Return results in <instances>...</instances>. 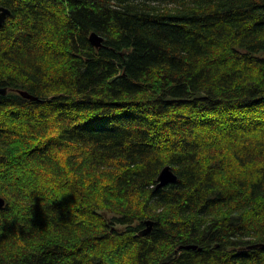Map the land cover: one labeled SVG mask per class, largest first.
I'll list each match as a JSON object with an SVG mask.
<instances>
[{"label": "trees", "instance_id": "16d2710c", "mask_svg": "<svg viewBox=\"0 0 264 264\" xmlns=\"http://www.w3.org/2000/svg\"><path fill=\"white\" fill-rule=\"evenodd\" d=\"M0 8V264H264V0Z\"/></svg>", "mask_w": 264, "mask_h": 264}, {"label": "water", "instance_id": "95a60500", "mask_svg": "<svg viewBox=\"0 0 264 264\" xmlns=\"http://www.w3.org/2000/svg\"><path fill=\"white\" fill-rule=\"evenodd\" d=\"M9 15V10L7 8H0V26L5 22L7 16ZM90 41L96 48H100L103 43V38L99 37L96 33H92L90 36ZM8 89L0 88V95H6ZM159 186H164L170 183H176L178 181V176L173 171L171 166L165 167L159 175ZM4 205V200L0 198V206ZM151 222H148V226ZM151 231V227L146 229L143 233L146 234ZM187 248H190L189 246Z\"/></svg>", "mask_w": 264, "mask_h": 264}, {"label": "bare ground", "instance_id": "6f19581e", "mask_svg": "<svg viewBox=\"0 0 264 264\" xmlns=\"http://www.w3.org/2000/svg\"><path fill=\"white\" fill-rule=\"evenodd\" d=\"M244 113V112H243Z\"/></svg>", "mask_w": 264, "mask_h": 264}]
</instances>
